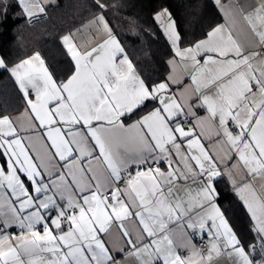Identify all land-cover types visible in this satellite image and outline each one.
<instances>
[{"label": "snow or ice", "instance_id": "6c2138e0", "mask_svg": "<svg viewBox=\"0 0 264 264\" xmlns=\"http://www.w3.org/2000/svg\"><path fill=\"white\" fill-rule=\"evenodd\" d=\"M94 3L60 37L61 75L39 51L0 55L27 118L0 112V264H264V198L251 183L264 174V0H214L226 23L188 44L161 5L153 19L174 55L159 81L138 71L105 0ZM42 14L43 0H0V28ZM225 176L258 245L242 243L219 207Z\"/></svg>", "mask_w": 264, "mask_h": 264}, {"label": "trees", "instance_id": "16d2710c", "mask_svg": "<svg viewBox=\"0 0 264 264\" xmlns=\"http://www.w3.org/2000/svg\"><path fill=\"white\" fill-rule=\"evenodd\" d=\"M109 5L106 18L127 47L138 71L154 81L164 79L167 58L173 54L169 42L153 19L161 5L168 7L177 22L185 44L204 37L221 21V14L213 0H105ZM46 14L28 22L13 18L0 28V54L10 62H17L35 51L41 52L50 69L57 75L66 67V56L60 37L80 26L98 10L94 0H56L45 6ZM10 13V17L14 16ZM24 103L8 73H0V112L20 111ZM219 205L242 243L257 239L251 219L237 196L228 189H220Z\"/></svg>", "mask_w": 264, "mask_h": 264}, {"label": "crops", "instance_id": "0c3cea01", "mask_svg": "<svg viewBox=\"0 0 264 264\" xmlns=\"http://www.w3.org/2000/svg\"><path fill=\"white\" fill-rule=\"evenodd\" d=\"M214 1V0H213ZM56 2V0H43V4H44V6H47V5H49V4H54ZM223 2L224 3H227V0H223ZM242 2H243V0H242ZM218 8V7H217ZM219 10V9H218ZM220 12V14H221V21L220 22H218L216 25H219V24H225L226 23V20H225V18H224V15H223V13L221 12V11H219ZM92 18V17H91ZM91 18H89L88 20H90ZM88 20H86L84 23H82L80 26H78V27H76V28H74L73 30H72V32H74L77 28H80L82 25H84V24H86L87 23V21ZM215 25V26H216ZM237 29H238V31H237V37L239 38V39H241V40H244L245 39V34H244V32H243V25L242 24H238L237 25ZM69 32H67V33H65V34H68ZM65 34H63V35H65ZM62 35V36H63ZM61 36V37H62ZM78 38L81 40V42L83 43L84 42V40H86V39H89V37H88V33L87 32H85L84 33V35L83 36H78ZM203 38H205V36L204 37H202V38H200V39H203ZM199 40V39H198ZM1 55V54H0ZM173 55H174V53L172 54V55H170L168 58H167V62L170 60V59H172V57H173ZM26 58V57H25ZM167 65H168V70H167V73H166V76L167 75H169L170 74V72H171V65H169L168 63H167ZM180 70L179 69H177V72H179ZM165 76V77H166ZM163 80V79H162ZM25 112V105H24V107L20 110V111H18V112H15V113H12V114H10L13 118H19V122L22 124V125H24V126H27V118L23 115V113ZM203 114V113H202ZM214 132V130H212V131H210V133L209 134H212ZM38 147H39V145H38ZM243 173H237L235 170L233 171V175L234 176H236V179L239 181L240 180V175H242ZM245 182H247V181H245ZM251 183L253 184V188H254V190L257 192V194L260 196V197H262V198H264V174H261L259 177H257L256 179H254V180H252L251 181ZM217 188H218V191L220 192V189H222V190H224V189H228L229 191H231V192H233L235 195H236V193H235V191L233 190V188H232V186H231V182H230V180H229V178L227 177V176H225V177H223V178H218V184H217ZM237 196V198L239 199V201L242 203V205H243V207L245 208V210L247 211V208H246V206L244 205V203H243V201L240 199V197L238 196V195H236ZM218 204H219V202H218ZM219 207H220V205H219ZM221 208V207H220ZM222 210V209H221ZM248 213V212H247ZM248 215H249V217H250V219H251V214L250 213H248ZM226 217V216H225ZM227 218V217H226ZM228 219V218H227ZM229 221V220H228ZM251 222H252V226H253V228H254V226H255V222L254 221H252L251 220ZM229 224L231 225V223L229 222ZM232 226V225H231ZM127 227H128V229L131 231V232H133V233H135V231H136V226H135V224H133V223H128L127 224ZM174 227V232H173V238L176 240V242H177V244H182V243H184V241L182 240V236H183V233L180 231V229L179 228H177L176 226H173ZM233 227V226H232ZM10 230H11V233L9 234V235H12V236H18V235H20V229L18 228V227H13V228H10ZM41 231H42V229H40ZM233 230H234V228H233ZM235 231V230H234ZM257 234V233H256ZM206 237V236H205ZM239 237V236H238ZM106 239H107V241L109 242V244H111L112 246H118L120 243H122L121 242V240H120V236H119V232H118V230H116L115 228H113L112 229V231H111V233H110V235L109 236H107V237H105ZM207 238V237H206ZM194 243H195V241H194ZM252 243H256L257 245L259 244V240H258V237H257V239L254 241V242H252ZM196 245V244H195ZM197 247V246H196ZM198 249H206L207 248V246L205 247V248H199V247H197ZM257 250H259V249H257ZM180 252H181V255H184V256H187L188 254H189V250L188 249H186V248H182L181 250H180ZM194 264H195V262H194ZM220 264H223V260H221L220 261Z\"/></svg>", "mask_w": 264, "mask_h": 264}, {"label": "built area", "instance_id": "2783aa9c", "mask_svg": "<svg viewBox=\"0 0 264 264\" xmlns=\"http://www.w3.org/2000/svg\"><path fill=\"white\" fill-rule=\"evenodd\" d=\"M7 233L10 234L11 233V230L8 229L7 230ZM195 244L199 248H205L207 246V238L205 237L203 241L197 239V240H195Z\"/></svg>", "mask_w": 264, "mask_h": 264}]
</instances>
